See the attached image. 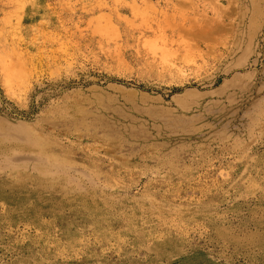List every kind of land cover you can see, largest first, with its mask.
Listing matches in <instances>:
<instances>
[{"label":"rangeland","instance_id":"obj_1","mask_svg":"<svg viewBox=\"0 0 264 264\" xmlns=\"http://www.w3.org/2000/svg\"><path fill=\"white\" fill-rule=\"evenodd\" d=\"M0 264H264V0H0Z\"/></svg>","mask_w":264,"mask_h":264}]
</instances>
